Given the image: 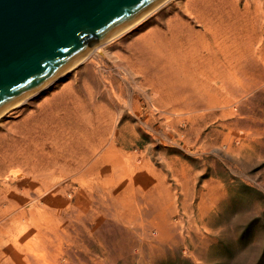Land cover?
<instances>
[{"label": "rangeland", "instance_id": "374dc122", "mask_svg": "<svg viewBox=\"0 0 264 264\" xmlns=\"http://www.w3.org/2000/svg\"><path fill=\"white\" fill-rule=\"evenodd\" d=\"M254 5L159 7L100 64L2 117L0 264H264V48L237 41L240 18L261 23ZM202 85L210 94L194 95ZM46 171L48 189L36 181ZM131 180L135 222L121 206ZM155 203L164 240L145 227Z\"/></svg>", "mask_w": 264, "mask_h": 264}, {"label": "water", "instance_id": "95a60500", "mask_svg": "<svg viewBox=\"0 0 264 264\" xmlns=\"http://www.w3.org/2000/svg\"><path fill=\"white\" fill-rule=\"evenodd\" d=\"M166 0H0V117Z\"/></svg>", "mask_w": 264, "mask_h": 264}, {"label": "bare ground", "instance_id": "6f19581e", "mask_svg": "<svg viewBox=\"0 0 264 264\" xmlns=\"http://www.w3.org/2000/svg\"><path fill=\"white\" fill-rule=\"evenodd\" d=\"M176 2H178V0H166L159 7H167V6L172 5V4L176 3ZM254 3H255L254 7L256 8L257 12L259 13L258 20L261 23L260 24L256 23V25H255L256 27H254V26L250 25L249 19L246 20V19L240 18L242 26L239 27L240 34L238 36V40L237 41H239V45L243 46V48L246 50V52L250 51L252 48H254V50L255 49L264 48V38H261V36L264 34V0H254ZM159 7L155 8L151 13H149L144 18H142L139 21H137L133 26H131L128 29H126L124 32L119 34L117 37L113 38L112 40H114V39H116V40L113 41L112 43H111V40H110L106 44H103V45L95 48V50L92 51L82 62L85 63L88 58H91L88 63L97 64L98 61H99V64H100L101 58H103V53L106 50L113 48L114 44L117 43L125 34H130V33L132 34L133 32H136L142 26V24H144L145 20H147L149 17H151V15H153ZM256 10L254 9L255 13H256ZM253 33H258V36L260 37V40H258L257 37H256L257 40H252L250 36ZM93 52H95V53H93ZM76 68H74V69H76ZM208 69H209V72H210L211 69L210 68H208ZM73 70L69 71L66 75H64L61 78H59V80H61L65 76H67ZM207 79H209V78L207 77ZM213 79L219 80L222 83L221 88L222 89H226V79L232 80V79H234V76L232 75V73L226 72L225 68H221V69H219L216 72V75L214 76ZM59 80H57V81H59ZM57 81H56V83H57ZM54 85H55V83H54ZM54 85L52 84L49 87H47V89L45 88L44 90H48L50 87H52ZM105 87H106V84H105ZM191 91H192V93L194 95H209L210 92H211V88L209 86H207V85H202L201 88H199V89L192 88ZM29 100L25 101L24 103H22L18 107L20 108L22 105H26L29 102ZM15 108H17V107H15ZM15 108L12 109L11 111L15 110ZM157 111H158L157 112L158 116L162 118L163 123L170 124V122H168V118L162 116V115H164L165 113H168V112H166L165 110H161V109L157 110ZM10 114H14V113L11 112ZM2 117H0V121H1ZM113 146L114 145L112 144V146L108 150V152H112L113 151L112 150ZM92 153L94 155L98 154L96 149H94V150L92 149ZM123 159H124V162L129 165L128 161H130L132 158H131L130 155H128V156H124L123 155ZM82 164H83V162H80V163H78L77 168H75V169L72 168V169H70L68 171L74 172L76 170L78 173H80L81 170L83 169L82 168ZM129 169L135 170L132 167H129ZM65 172H66V170L63 171V173H65ZM122 172H124L123 169H122ZM94 174H96V171L94 170V167H88L87 169H85L83 171V173L81 175H94ZM11 175H12L13 178L21 176L20 171H18V170H13ZM72 177H74V176H72ZM130 177H131V179L133 178L132 176H130ZM48 178H51V174L50 173H47V171L46 172H40L37 175V180L36 181L41 183L40 185L44 189H48L51 186L50 185V181L48 180ZM21 184H22V186H24L23 182H21ZM132 185H133L132 180L130 182H128V184H126V186L129 189L130 195H131L130 196V201L122 204L121 206H122L123 209H126V207H130V209L132 210V214H131L132 220L135 222L138 219H140V214L136 210L137 203L133 199H131V198L135 197L134 195H136L137 191H138L136 188H133ZM130 188H132V190ZM132 191H135V192L131 193ZM153 209L154 210H152V212H153V215H154V217H153L154 220L152 222H149L145 226L146 227V231H147V235H157L159 239L164 240V239L168 238V236L170 235L171 229L166 224V221L164 220L163 216L161 215V212L159 213V211H158L160 209V205L158 203H155ZM156 213H158L159 215H157ZM142 215L145 216L143 213H142Z\"/></svg>", "mask_w": 264, "mask_h": 264}]
</instances>
